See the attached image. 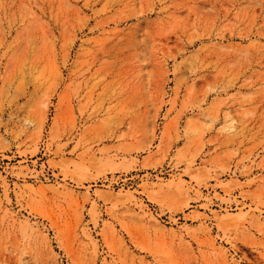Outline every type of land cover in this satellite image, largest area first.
Wrapping results in <instances>:
<instances>
[{
  "label": "rangeland",
  "instance_id": "374dc122",
  "mask_svg": "<svg viewBox=\"0 0 264 264\" xmlns=\"http://www.w3.org/2000/svg\"><path fill=\"white\" fill-rule=\"evenodd\" d=\"M0 264H264V0H0Z\"/></svg>",
  "mask_w": 264,
  "mask_h": 264
}]
</instances>
